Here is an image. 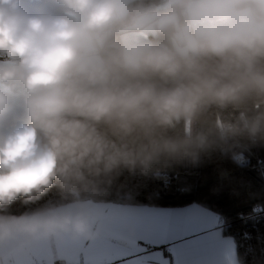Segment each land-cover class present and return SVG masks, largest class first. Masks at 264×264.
<instances>
[{
	"label": "trees",
	"instance_id": "1",
	"mask_svg": "<svg viewBox=\"0 0 264 264\" xmlns=\"http://www.w3.org/2000/svg\"><path fill=\"white\" fill-rule=\"evenodd\" d=\"M164 1L132 0L123 17L87 29L102 68L80 71L71 55L37 72L17 166L0 167V221L83 199L196 203L218 214L241 264H264V32L217 51L198 38L196 53L182 56L173 38L190 0H181L167 10L177 23L159 28L149 53L127 66L121 30ZM234 7L264 19L256 0ZM225 104L239 128L221 127Z\"/></svg>",
	"mask_w": 264,
	"mask_h": 264
},
{
	"label": "crops",
	"instance_id": "2",
	"mask_svg": "<svg viewBox=\"0 0 264 264\" xmlns=\"http://www.w3.org/2000/svg\"><path fill=\"white\" fill-rule=\"evenodd\" d=\"M130 1L0 0V167L17 166L15 133L30 119L37 72L51 58L71 55L80 71L102 68L98 50L82 53L76 43L87 29L123 17ZM236 1L190 0L188 20L173 38L175 50L182 56L195 54L198 38H207L217 51L263 33L264 19L257 21L248 7L235 8ZM256 1L264 8V0ZM169 23H177L175 12L136 16L121 30L124 63L137 66L142 53H149L151 37ZM27 52L37 56L32 74L19 67ZM11 123L17 129L3 135ZM6 137L13 144H6ZM221 223L218 214L196 203L74 200L0 221V264H241L234 237Z\"/></svg>",
	"mask_w": 264,
	"mask_h": 264
},
{
	"label": "water",
	"instance_id": "3",
	"mask_svg": "<svg viewBox=\"0 0 264 264\" xmlns=\"http://www.w3.org/2000/svg\"><path fill=\"white\" fill-rule=\"evenodd\" d=\"M181 3V0H165L159 5L154 7L155 11H167L176 4ZM76 49L82 53H94L97 52L98 47L96 42L89 31H84L78 42L76 43ZM19 67L28 74L36 72L35 64L29 59L23 58L19 61Z\"/></svg>",
	"mask_w": 264,
	"mask_h": 264
},
{
	"label": "rangeland",
	"instance_id": "4",
	"mask_svg": "<svg viewBox=\"0 0 264 264\" xmlns=\"http://www.w3.org/2000/svg\"><path fill=\"white\" fill-rule=\"evenodd\" d=\"M221 108L224 109V111H222L221 112V115H220V124H221V127L224 130H228V128L231 127V126L239 128V123H238L237 117L234 116V119H232V106H230L229 104H225ZM16 122H17V124H20L18 120H16ZM23 122L24 123L18 125L19 126V130L15 133L16 136H19V135H21V134H23L25 132L28 121L26 120V121H23ZM2 134L3 135H5V134H8V135L11 134L10 128H8L7 130H3L2 131ZM262 135H263V138H264V128L262 129ZM241 136L243 138H245V137H247V134L242 132L241 133ZM253 139L254 138H251V136H250L249 139H248V142H246L247 144H245V146H248L252 142H254ZM245 141H247V140H245ZM10 142L13 144V140H9L8 137H6L5 143L7 144V143H10ZM241 154H239V153H236L235 154V152H234V155L237 156L239 160L244 161L245 160V156H243L244 155L243 153H241ZM10 168L11 169H15V168H13V166H11ZM118 195H120V194H118Z\"/></svg>",
	"mask_w": 264,
	"mask_h": 264
},
{
	"label": "built area",
	"instance_id": "5",
	"mask_svg": "<svg viewBox=\"0 0 264 264\" xmlns=\"http://www.w3.org/2000/svg\"><path fill=\"white\" fill-rule=\"evenodd\" d=\"M181 14H182V17H183L184 21L187 22L188 15L186 13L185 8H183L181 10ZM22 58L29 59L30 61H35L37 59V56L35 54H33V53L27 52V53H24L22 55ZM10 129L16 130L17 126L14 123H11L10 124ZM42 264H46V263L43 262ZM57 264H68V263H57ZM84 264H118V263L115 262V261H111V262H105V263H84Z\"/></svg>",
	"mask_w": 264,
	"mask_h": 264
}]
</instances>
